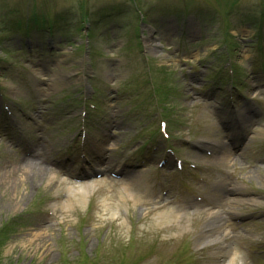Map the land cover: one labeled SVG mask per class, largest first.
Listing matches in <instances>:
<instances>
[{
  "label": "rangeland",
  "instance_id": "1",
  "mask_svg": "<svg viewBox=\"0 0 264 264\" xmlns=\"http://www.w3.org/2000/svg\"><path fill=\"white\" fill-rule=\"evenodd\" d=\"M261 13L264 0H0V264H219L201 218L242 193L222 182L260 200L235 227L264 239ZM33 148L50 169L36 184L12 170ZM98 170L105 182L65 205Z\"/></svg>",
  "mask_w": 264,
  "mask_h": 264
},
{
  "label": "bare ground",
  "instance_id": "2",
  "mask_svg": "<svg viewBox=\"0 0 264 264\" xmlns=\"http://www.w3.org/2000/svg\"><path fill=\"white\" fill-rule=\"evenodd\" d=\"M150 42V45L154 43L152 38H150ZM37 146H41V144H38ZM34 150L35 149L30 151V153L33 152V155L30 154L29 157L23 156V161L20 163L19 167L13 168L12 170H14V172L17 174L23 172L21 175L23 174L22 178L25 182L31 181L32 183L36 184L42 179L43 181L45 180V177L50 172V169L45 166L38 152H36L38 149L36 151ZM103 182H105V180L101 179L98 181L92 180L84 184H78V186L70 185L68 187V197L64 201L65 205L70 204L71 196L76 192L81 193V200L84 201L89 192L93 190V187ZM77 187H79V189H77ZM230 189L232 191H238L237 186H231ZM248 202L254 204L259 202V200L245 198L226 199L221 204H219V209L216 211H210L206 213L205 217L200 215V217H202L201 219L205 220L202 242L216 243V245H218L217 255L220 256L219 264H253V260L255 259L253 253L244 254V252L241 251V248L243 247H251V245H253L252 241L245 239L240 235H232L233 229L230 227L231 220L238 218L240 215L239 208L242 207L244 203ZM171 210L170 212L174 213V211ZM175 214L179 218L182 215L180 211ZM165 215V212L159 213L160 218L165 217ZM193 219H195V216ZM232 239L237 241L238 245H233L230 241Z\"/></svg>",
  "mask_w": 264,
  "mask_h": 264
}]
</instances>
